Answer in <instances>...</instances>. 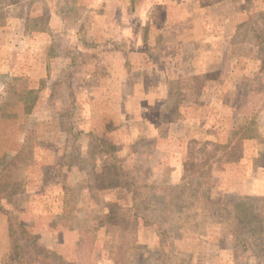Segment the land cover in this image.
Wrapping results in <instances>:
<instances>
[{
  "label": "rangeland",
  "instance_id": "obj_1",
  "mask_svg": "<svg viewBox=\"0 0 264 264\" xmlns=\"http://www.w3.org/2000/svg\"><path fill=\"white\" fill-rule=\"evenodd\" d=\"M0 264H264V0H0Z\"/></svg>",
  "mask_w": 264,
  "mask_h": 264
},
{
  "label": "trees",
  "instance_id": "obj_2",
  "mask_svg": "<svg viewBox=\"0 0 264 264\" xmlns=\"http://www.w3.org/2000/svg\"><path fill=\"white\" fill-rule=\"evenodd\" d=\"M251 121V120H250ZM239 132V134H238ZM238 136L235 137V135L227 138V142H225L224 145H222V150L219 157L212 156V164H214L216 167L219 165L224 164H231L235 163L239 160L241 153H242V145L245 143V141L252 139V122H244L240 128L237 130ZM214 155V154H213ZM107 162L102 169V184L98 187L99 191H103L106 189H111L114 187L119 188L118 185H111V182L118 178V172L115 171L114 165H115V157L111 154H109L107 158ZM208 164L207 162L205 163ZM212 164H209V172L212 168Z\"/></svg>",
  "mask_w": 264,
  "mask_h": 264
}]
</instances>
